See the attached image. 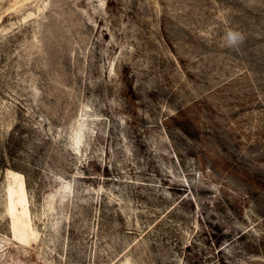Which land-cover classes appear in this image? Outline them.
Returning a JSON list of instances; mask_svg holds the SVG:
<instances>
[{
	"label": "rangeland",
	"instance_id": "1",
	"mask_svg": "<svg viewBox=\"0 0 264 264\" xmlns=\"http://www.w3.org/2000/svg\"><path fill=\"white\" fill-rule=\"evenodd\" d=\"M0 264H264V0H0Z\"/></svg>",
	"mask_w": 264,
	"mask_h": 264
},
{
	"label": "bare ground",
	"instance_id": "2",
	"mask_svg": "<svg viewBox=\"0 0 264 264\" xmlns=\"http://www.w3.org/2000/svg\"><path fill=\"white\" fill-rule=\"evenodd\" d=\"M24 188H25V186H24ZM20 204H21L22 206H24V207H26L27 204H28L27 201H26L25 190H24V191L22 192V194H21ZM25 210L28 211L27 208H25Z\"/></svg>",
	"mask_w": 264,
	"mask_h": 264
},
{
	"label": "clouds",
	"instance_id": "3",
	"mask_svg": "<svg viewBox=\"0 0 264 264\" xmlns=\"http://www.w3.org/2000/svg\"><path fill=\"white\" fill-rule=\"evenodd\" d=\"M228 37H229V41H230V42L234 41L235 38H236V37H235V34H234V33H231V32L228 34Z\"/></svg>",
	"mask_w": 264,
	"mask_h": 264
}]
</instances>
